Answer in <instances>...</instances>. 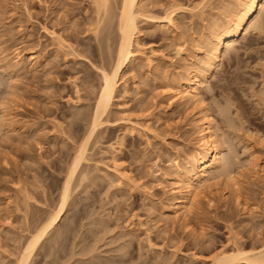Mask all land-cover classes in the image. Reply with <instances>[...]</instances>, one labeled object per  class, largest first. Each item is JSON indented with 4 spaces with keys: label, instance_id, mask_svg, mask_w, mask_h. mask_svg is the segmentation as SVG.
I'll list each match as a JSON object with an SVG mask.
<instances>
[{
    "label": "rangeland",
    "instance_id": "obj_1",
    "mask_svg": "<svg viewBox=\"0 0 264 264\" xmlns=\"http://www.w3.org/2000/svg\"><path fill=\"white\" fill-rule=\"evenodd\" d=\"M242 1L141 3L135 48L143 57L123 68L109 122L71 182L61 221L29 264H213L239 247L263 248L264 8L206 74L200 104L172 96L173 80L198 69L195 52L204 56ZM172 7L179 8L175 28L161 21ZM95 8L93 0H0V113L8 112L0 115V264H17L58 209L99 69L112 67V51L110 58L95 49ZM234 74L240 80L229 84ZM205 114L221 164L189 216H170L171 180L198 149ZM117 172L127 180L119 183Z\"/></svg>",
    "mask_w": 264,
    "mask_h": 264
},
{
    "label": "bare ground",
    "instance_id": "obj_2",
    "mask_svg": "<svg viewBox=\"0 0 264 264\" xmlns=\"http://www.w3.org/2000/svg\"><path fill=\"white\" fill-rule=\"evenodd\" d=\"M143 1L144 0H93L97 12L95 28L93 30L95 38L98 40L95 49L97 53L105 56L107 51L108 55L112 51L113 64L112 67L106 66L99 69L101 79L99 93H97L92 113L86 118L87 128L85 131L86 134L84 135L85 137L82 138L81 143L79 142V145L76 147L74 156L71 157V161L66 170V181L62 189L59 207L49 215L48 219L38 231L36 230L27 240L17 264H29L40 243L57 228L62 219L64 210L69 203L71 182L78 173H80V176L84 174V172H80V167L83 165L82 162L87 160L86 153L88 147H90L89 145H91L92 142L93 144L99 142L98 138L102 133L101 127L104 126L103 124H108L109 122V109L117 93L123 68L143 57L140 51L135 48L138 44V37L140 35L138 20L142 16L140 5ZM261 8H264V0L242 1V5L231 15L229 20L224 23L222 29L217 30L216 33L213 34L214 37L206 42L204 46L206 51H204V56L200 57L201 52H195L194 57L200 58L199 64L201 66H198L200 70L195 69L194 71L187 72L184 75L185 77L183 76L184 78L180 77L177 80H173V98L193 101L194 104L201 103L200 91L207 79L206 74L210 73L221 61L224 48H232L234 43L238 41L243 34V37H245L247 31L254 27L253 18ZM178 9L179 8L172 7L170 10L166 11L161 21L165 22L166 26L175 28L174 18L175 12ZM146 18L154 20V18L151 17ZM53 36L56 35L53 33ZM55 40L58 46L64 47L65 42L60 36H57ZM93 52L94 51H92V53ZM178 53H181V51H178ZM77 56H80V54ZM239 57L238 54L232 55L231 60L236 62ZM16 59H19V55H16ZM150 60L145 59L148 64L153 61ZM201 70H205V72L202 74V72H200ZM239 80L240 77L234 74L228 83H236ZM228 87L231 88L230 86ZM229 88L226 86V89ZM0 115L2 119H5L8 115L5 107H2ZM213 128L211 116L205 114L199 117L198 149L190 159H188L185 166L182 168L177 167V177L171 180L173 182L172 184L176 185L172 190L173 195L176 197L167 212L168 215L177 217L182 214L184 219L187 218L191 213V209L195 206L197 199L204 197L206 191L211 187L208 183L211 179L215 178L213 173L215 169L220 166L222 161L221 147L218 144V140L215 138ZM262 172H264V170H262ZM117 179L119 183H123L127 180V177L123 173L117 172ZM262 247L263 248L260 250L254 247L250 251H246L244 248L239 247L235 250L233 255H225V257L219 255L215 258L213 264H225L227 262L264 264V243Z\"/></svg>",
    "mask_w": 264,
    "mask_h": 264
}]
</instances>
